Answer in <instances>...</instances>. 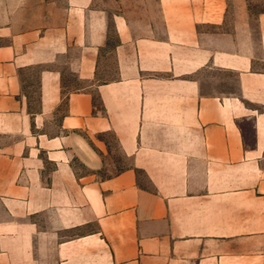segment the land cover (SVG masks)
Wrapping results in <instances>:
<instances>
[{
  "label": "crops",
  "instance_id": "0c3cea01",
  "mask_svg": "<svg viewBox=\"0 0 264 264\" xmlns=\"http://www.w3.org/2000/svg\"><path fill=\"white\" fill-rule=\"evenodd\" d=\"M99 1L0 0V264H264V10Z\"/></svg>",
  "mask_w": 264,
  "mask_h": 264
},
{
  "label": "rangeland",
  "instance_id": "374dc122",
  "mask_svg": "<svg viewBox=\"0 0 264 264\" xmlns=\"http://www.w3.org/2000/svg\"><path fill=\"white\" fill-rule=\"evenodd\" d=\"M114 1L118 0H100L99 4L102 7H108V5H115ZM227 4V25L229 27H233V25L238 20V16L244 13L249 16V24L255 32V17L259 12L264 10V0H227ZM261 66L262 68H264L263 65ZM105 71V76H103L101 80H109L110 78H112L114 74L113 62H111V60L109 59L105 64ZM222 88H224L223 85ZM226 88L228 92H233L236 90V78L231 72H228Z\"/></svg>",
  "mask_w": 264,
  "mask_h": 264
}]
</instances>
